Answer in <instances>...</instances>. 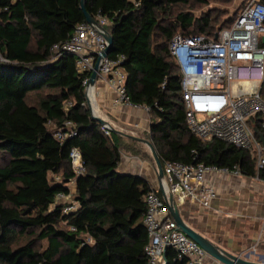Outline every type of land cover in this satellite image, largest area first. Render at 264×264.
<instances>
[{
	"label": "trees",
	"instance_id": "obj_1",
	"mask_svg": "<svg viewBox=\"0 0 264 264\" xmlns=\"http://www.w3.org/2000/svg\"><path fill=\"white\" fill-rule=\"evenodd\" d=\"M191 1L208 0H86L85 9L94 20L108 19L107 57L123 56L126 94L131 104L149 108V142L162 167L204 163L263 179L264 167L258 169L247 151L219 139L203 141L187 128L168 41L175 34L214 38L236 16L216 26L207 13L175 11ZM80 3L0 0V264L147 263L144 196L154 188L117 171L120 149L114 135L103 133L85 105L86 73L78 72L72 55L52 52L85 22ZM67 101L71 105L65 110ZM66 121L76 134L54 137ZM73 147L86 168L77 176L68 157ZM145 155L155 165L151 151ZM71 180L77 206L63 213L55 195L67 194ZM164 257L165 264H186L170 247Z\"/></svg>",
	"mask_w": 264,
	"mask_h": 264
},
{
	"label": "built area",
	"instance_id": "obj_2",
	"mask_svg": "<svg viewBox=\"0 0 264 264\" xmlns=\"http://www.w3.org/2000/svg\"><path fill=\"white\" fill-rule=\"evenodd\" d=\"M108 19L98 16L95 24L86 21L75 26L71 36L62 44L52 47L54 56L68 53L73 56L78 72L86 73L82 84L85 105L93 114L95 105L90 92L89 76L100 53L106 48L104 37ZM264 3L247 0L232 23L221 28L214 36L175 34L167 44L169 56L180 76V95L189 132L203 141L219 139L247 151L255 158L256 167H264L261 155L263 144L255 132H264ZM123 56L99 60L97 78L105 82L117 95V102H129L125 89L126 73L121 65ZM70 101L64 103L67 110ZM141 106V105H137ZM149 112V108L142 106ZM74 124L64 123V131L57 130L54 137L63 139L76 134ZM101 130L111 136V127L102 124ZM69 161L74 175L86 172L80 151L73 147ZM159 188L149 190L145 196L146 211L143 223L148 240L144 246L146 264H165V249L176 251L178 259L186 264H206L209 257L193 240L178 229L169 214L165 199L157 193L172 195L180 207L186 201L208 207L215 197L212 182L207 174H241L204 163L182 164L166 162ZM56 180L58 178L56 177ZM264 181V178L262 179ZM68 194L58 192L55 202L62 203L63 213L76 209L77 203L68 200ZM71 230L74 228L71 227ZM217 264H224L217 261Z\"/></svg>",
	"mask_w": 264,
	"mask_h": 264
},
{
	"label": "crops",
	"instance_id": "obj_3",
	"mask_svg": "<svg viewBox=\"0 0 264 264\" xmlns=\"http://www.w3.org/2000/svg\"><path fill=\"white\" fill-rule=\"evenodd\" d=\"M90 92L95 105L92 115L111 127L120 149L117 171L137 175L152 188H159L163 178L157 179L155 165L145 155L149 147L142 141L149 140L150 113L142 106L117 102L116 93L99 78L90 86ZM255 132L259 137L258 128ZM261 155L264 157V148ZM206 178L214 186L215 197L208 207L191 201L181 205L185 223L227 251L251 252L249 258L257 260L264 255V181L257 176L231 173H209ZM66 186L68 200L74 201V180ZM205 263L217 261L207 257Z\"/></svg>",
	"mask_w": 264,
	"mask_h": 264
},
{
	"label": "water",
	"instance_id": "obj_4",
	"mask_svg": "<svg viewBox=\"0 0 264 264\" xmlns=\"http://www.w3.org/2000/svg\"><path fill=\"white\" fill-rule=\"evenodd\" d=\"M85 1L86 0H81V3H80V7H81V10L83 11L85 21L89 24H95L96 20H94L88 14V12L85 9ZM104 37H105L108 44H107L106 48L100 53V55L96 59V62L94 64V70L90 74L89 80H88L90 85H93L95 83V80L97 79L96 73H97V69H98V65H99V60L108 55V53L110 52L111 46H112V37L109 34V32L105 31ZM261 41H262V44H264V36H262ZM92 117L94 119H96L100 124H103V121L100 120L99 118H97L93 115H92ZM255 130L257 131V128H255ZM128 137H131V136H128ZM259 137H260V140H261L263 147H264V136H263V134L260 133ZM142 141L149 147V149L151 151V154H152V156L154 158V162H155L157 179L159 181H161V179L163 178V169H162V165L158 159V156H157L152 144L149 142V140H142ZM162 196L165 199V203L167 205L169 214L172 217V219L174 220L178 229L180 231H182L188 238L195 241L206 252V254L210 258H212L216 261H219L221 263H224V264H264V255H259V258L257 260H251L249 258L251 252H246L244 254H234V253H231V252L227 251L226 249L220 247L219 245L207 240L205 237H203L201 234L196 232L194 229H192L190 226H188L185 223V221L183 219L182 212L180 210V207H178L175 204L172 195L166 196L164 193H162Z\"/></svg>",
	"mask_w": 264,
	"mask_h": 264
},
{
	"label": "rangeland",
	"instance_id": "obj_5",
	"mask_svg": "<svg viewBox=\"0 0 264 264\" xmlns=\"http://www.w3.org/2000/svg\"><path fill=\"white\" fill-rule=\"evenodd\" d=\"M246 1L247 0H208L206 4L191 1L187 5H179L175 8V11H185L195 16H201L207 13L211 18H216L214 23H216V26H219L223 21L234 17ZM147 152L150 155V149H148ZM28 238L30 237H27V239ZM23 242H25V238H19V243ZM44 245H46V242L41 241L40 246L43 247Z\"/></svg>",
	"mask_w": 264,
	"mask_h": 264
}]
</instances>
